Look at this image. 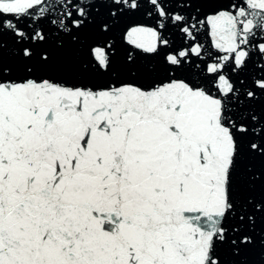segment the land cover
<instances>
[{
	"label": "snow or ice",
	"instance_id": "snow-or-ice-1",
	"mask_svg": "<svg viewBox=\"0 0 264 264\" xmlns=\"http://www.w3.org/2000/svg\"><path fill=\"white\" fill-rule=\"evenodd\" d=\"M0 264H264V0H0Z\"/></svg>",
	"mask_w": 264,
	"mask_h": 264
},
{
	"label": "water",
	"instance_id": "water-1",
	"mask_svg": "<svg viewBox=\"0 0 264 264\" xmlns=\"http://www.w3.org/2000/svg\"><path fill=\"white\" fill-rule=\"evenodd\" d=\"M259 247H257L255 250H253L252 252L250 253H246L247 255V258L249 261H256L259 259Z\"/></svg>",
	"mask_w": 264,
	"mask_h": 264
}]
</instances>
